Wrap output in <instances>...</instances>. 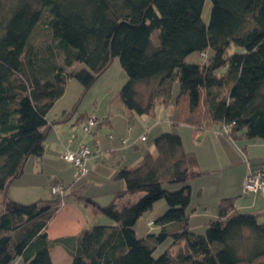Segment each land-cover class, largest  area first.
<instances>
[{
    "label": "trees",
    "instance_id": "1",
    "mask_svg": "<svg viewBox=\"0 0 264 264\" xmlns=\"http://www.w3.org/2000/svg\"><path fill=\"white\" fill-rule=\"evenodd\" d=\"M203 4L0 0V264L17 258L20 264H53L54 244L71 255L70 264H264V221L236 211L231 197L221 198L204 232L190 228L191 181L204 170L174 131L158 133L153 150L143 151L134 166L118 168L115 177L125 186L109 203L73 194L111 224L50 239L47 224L71 185L62 183L63 195L29 203L7 195L27 158L42 155L47 113L67 81L78 80L84 94L116 57L126 74L117 98L128 120L133 113L153 114L157 103L170 106L176 84L170 107H177V121L196 130L228 126L223 132L233 140L264 139V0H210L208 24ZM45 14L50 38L34 43ZM207 49L208 61L187 60L192 52L207 56ZM142 83L149 85L145 100L139 98ZM75 110L63 111L59 120ZM161 198L167 208L153 221L158 232L139 236L136 221Z\"/></svg>",
    "mask_w": 264,
    "mask_h": 264
},
{
    "label": "crops",
    "instance_id": "2",
    "mask_svg": "<svg viewBox=\"0 0 264 264\" xmlns=\"http://www.w3.org/2000/svg\"><path fill=\"white\" fill-rule=\"evenodd\" d=\"M76 82L73 79L67 81L65 92L55 101L47 113L49 127L44 140L42 155L39 157L29 156L25 161L21 175L14 179L7 187V195L10 198L20 202H30L40 197L48 187L50 190L51 185L55 181L71 185L66 191L70 196L57 208L47 224L46 232L50 239L75 235L81 229L95 223L90 222L85 217L84 213H86L87 209L94 216L101 214L91 205H86L79 200H75L73 194L91 196L101 205L109 203L115 193L118 190H122L125 186L123 182L116 181L115 175L118 168L122 166H134L141 159L143 151L146 149L151 150L150 148L141 150L139 145H137L140 136L143 135L145 136L144 140L147 139L146 133L141 134L136 140L129 142L128 137L124 138L120 136L122 133L118 132L116 127L108 121L109 119L106 121L107 124H104L105 128L102 126L103 122H98L91 127L89 132H83L81 125L86 117L93 115L84 114L81 116V113L78 115H74L73 113L68 120L60 121L59 118L63 111L70 109L69 103L72 96L68 94V90L72 89L76 91L80 88L79 83ZM114 83H109L106 89L105 95L109 97L108 101L110 97L117 96L118 83L115 85ZM117 102L121 108L122 104L119 101ZM170 108L174 109L173 106ZM171 115L168 113L167 117L159 119V121L169 119ZM94 117L97 118L95 115ZM176 118H174L175 120H167L172 124V126L170 124V128L181 135L184 149L186 151H193L196 154L199 165L204 170L199 177L191 181L190 211H188L190 228L193 230L196 228L204 229L206 222L217 216L219 201L223 197H231L233 199L236 211L257 213L259 220L264 221V194L260 191H245L242 187L248 163L264 160V156H259V154H255L251 150V146L259 143L258 140L260 138L233 140L218 125L213 126L211 129H198L195 131L197 128L190 124L179 122ZM159 121L152 123V126L155 128L154 135H157L168 127L166 124L160 126ZM175 126L176 128H173ZM130 128L131 126L128 125L127 129L129 130ZM72 133L75 135L72 136ZM190 135L194 142L198 140L197 136L201 138L198 142L194 143L193 148H190ZM121 139L126 140L125 144H122ZM235 141L242 142V151L236 149ZM81 143L92 147H99L104 151L105 158L103 157L101 161H97L96 159L88 161V172L84 175L87 178V182L78 186L75 184L83 180L84 177L74 180L75 168L66 162L62 155L66 149L75 150ZM117 151L121 153L117 154ZM218 172L222 173L220 179L216 175ZM67 174H69L68 178ZM71 183L75 184L72 186ZM88 183L95 184V189L100 191L95 193L84 192L83 188ZM99 195H102L103 198H99ZM209 208L212 210L211 212H207ZM58 216L61 217V220L57 226L62 231L56 233L52 229L54 225L51 224L55 217L58 218ZM94 221L96 220L94 219ZM106 223H111V221ZM62 248L66 251L63 246ZM50 254L52 263L56 264L51 251Z\"/></svg>",
    "mask_w": 264,
    "mask_h": 264
},
{
    "label": "rangeland",
    "instance_id": "3",
    "mask_svg": "<svg viewBox=\"0 0 264 264\" xmlns=\"http://www.w3.org/2000/svg\"><path fill=\"white\" fill-rule=\"evenodd\" d=\"M210 0H204V4H203V8H202V12H201V17L203 19V21L208 24L209 22V14H210ZM46 17V14L43 15L40 24L38 25V27L36 28V32L33 35V42L34 43H43V42H47L50 38L46 26H45V22H43L44 18ZM156 34V33H155ZM155 34L153 35L155 37ZM206 54L207 56H201L199 52H192L188 55L187 60L190 62H203V61H208L206 59V57H208L209 55L212 54V49H207L206 50ZM77 65H79L77 63ZM120 74V75H119ZM121 74H122V79H121ZM124 75V76H123ZM126 74L125 71L122 69L120 62L118 60V58H114V60L111 62V64L109 65V67L105 70L104 74L102 73L96 80L95 82L91 85V87L87 90V92H85L83 94V87L80 84V82L78 80H76L75 78H70L73 79L74 81H77L76 83H79V87L78 90H72L69 89L68 90V94H71L72 99H70V109H72V107L75 105L76 110L74 115H78V114H88V115H95L97 116V119L102 120V119H109L108 121H110L118 130V132L122 133L120 134L121 137L124 138H129V142H132L134 140L137 139V137H139L141 134L146 133V140H141L139 139V141H137V145H139L141 150H145L146 148H150L152 150V145H153V140L154 137L156 135L155 134V128L152 126V123H154L155 121H159V119H163L165 117L172 114L170 116L169 119H164L159 121V125H167L168 127H166L167 129H165L164 131H173L170 128V124L167 120H175L174 118H176L177 115V109L176 107L171 109L170 106L174 104V99L177 93V89L178 87L176 86V84L174 85L173 88V94H172V99L170 100L171 105L170 106H164L161 104H156L154 107V112L153 114H136L133 113L132 118L128 121V115L127 112L124 111V109L120 108V106L117 104L118 98L115 95L113 98L110 97L109 101H108V96L105 95L106 94V89L109 85V83H114L116 80V83H118V91L120 89V87L122 86V84L125 82L126 80ZM114 79V80H113ZM114 83V85L116 84ZM113 85V84H112ZM113 85V86H114ZM117 88V87H116ZM148 89H149V85L142 83L139 87V98L142 100H145V98L147 97L148 94ZM117 91V92H118ZM65 92V91H64ZM118 94V93H117ZM110 96H112L110 94ZM69 109V110H70ZM169 123V124H167ZM107 124V122H103L102 126L104 127ZM128 125L131 126V128L128 130ZM172 126V124H171ZM101 127V128H103ZM153 127V128H152ZM105 128V127H104ZM173 128H176L173 127ZM197 131V130H195ZM114 132V131H113ZM175 132V131H174ZM198 140L196 142H198L201 138L198 137ZM259 143H256L254 146H251V150L255 153V154H259V156H264V139H259L258 140ZM190 142H191V146L190 148L194 147V140L190 135ZM235 146L236 149L242 151V142L240 141H235ZM123 149V148H121ZM237 151V150H236ZM121 153L120 151H117V154ZM104 157V156H103ZM102 158H97V161H101L103 160ZM108 157V156H107ZM106 157V158H107ZM105 158V157H104ZM101 163V162H100ZM218 176V178L220 179L222 177V173L218 172L216 174ZM67 178L69 177V174L66 175ZM83 180H80L79 182H75V183H71L72 186L75 185H81L84 182H87V178L86 176L82 175ZM81 177V178H82ZM114 178V177H113ZM79 180V179H78ZM116 181H120L123 182V180L121 179H117ZM106 183V182H104ZM171 185V184H170ZM168 186V185H167ZM83 191H87L88 193H95L98 192L100 190L95 189V184H87L85 188H83ZM52 194L49 190V187L47 188L46 191H44V193L42 195H40V197H38L35 200H38L40 198H49L51 197ZM103 198L102 195H99V198ZM96 199V197H95ZM32 200L30 202H33ZM23 203H29L28 201L23 202ZM167 208V203L165 201L164 198L158 199L157 201L154 202L153 206L149 209L146 210L140 217L139 219L136 221L134 228L137 232V234L139 236H144L146 235L148 232L150 233H156L158 232V228H157V224H155L153 221L160 216ZM212 210L209 208L207 212H211ZM85 217H87L89 219L90 222H95L97 224H109L106 223L108 221H112L110 220L107 216L103 215V214H99L98 216H94L93 214H91L88 209L85 211ZM94 219L96 221H94ZM61 217L58 216L55 217V219L52 221L51 225L53 230L58 233L61 232L62 229H59L60 227L57 226V224L60 222ZM108 220V221H107ZM90 224V223H89ZM94 224V223H92ZM111 224V223H110ZM152 227V228H150ZM149 229V231H148ZM152 229V230H151ZM197 232H204V229H195ZM200 230V231H199ZM51 234H53L52 231H50ZM161 247L163 248V246L161 245ZM51 252L54 258V261L56 262V264H69L71 262V255L67 252L64 251L62 248V245L60 244H54V246L51 247ZM159 254V253H158ZM21 260L20 258H17L12 264H20Z\"/></svg>",
    "mask_w": 264,
    "mask_h": 264
},
{
    "label": "built area",
    "instance_id": "4",
    "mask_svg": "<svg viewBox=\"0 0 264 264\" xmlns=\"http://www.w3.org/2000/svg\"><path fill=\"white\" fill-rule=\"evenodd\" d=\"M99 121L94 116H88L82 123L81 129L83 132H89L91 127L97 124ZM228 126L223 127V131H227ZM75 134L72 133V136ZM141 140L145 139V136H140ZM122 144H125L126 140L121 139ZM104 151L99 147H92L86 144H79L75 150L66 149L63 153V159L72 164L75 168L74 180H78L88 172V161L91 159L102 158ZM242 187L245 191H260L264 194V160L259 165L249 166L246 175L242 181ZM50 191L53 195H63L64 186L62 183H55L51 185Z\"/></svg>",
    "mask_w": 264,
    "mask_h": 264
}]
</instances>
